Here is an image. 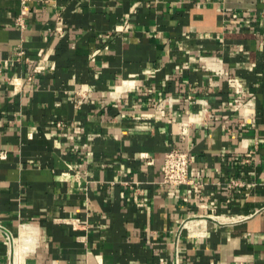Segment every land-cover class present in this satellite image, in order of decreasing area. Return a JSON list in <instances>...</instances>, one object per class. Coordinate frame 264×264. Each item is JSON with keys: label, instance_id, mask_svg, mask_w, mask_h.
Returning a JSON list of instances; mask_svg holds the SVG:
<instances>
[{"label": "crops", "instance_id": "0c3cea01", "mask_svg": "<svg viewBox=\"0 0 264 264\" xmlns=\"http://www.w3.org/2000/svg\"><path fill=\"white\" fill-rule=\"evenodd\" d=\"M21 11L0 0V264H264V0ZM174 146L196 193L163 183Z\"/></svg>", "mask_w": 264, "mask_h": 264}, {"label": "built area", "instance_id": "2783aa9c", "mask_svg": "<svg viewBox=\"0 0 264 264\" xmlns=\"http://www.w3.org/2000/svg\"><path fill=\"white\" fill-rule=\"evenodd\" d=\"M22 11L16 18V21L19 25L24 26L25 14L30 7L32 0H20ZM107 37H109L107 35ZM24 53V51H19V55ZM188 99L193 100L194 96L192 94L188 95ZM200 102L203 106L204 114L196 118L198 121H203L206 125L215 117L214 112L212 111L210 104L204 100L200 99ZM242 107V106H240ZM243 114L247 115L246 110H243ZM61 124V123H60ZM242 123L240 122V125ZM188 122H181V134L185 138L187 132ZM5 154L0 153V157H4ZM191 165L192 159L187 150L180 148L179 146H174L169 150L165 155V161L163 165V183L171 186H181L189 185L187 189V194L196 193L198 190L197 182L191 177ZM188 195L186 196V199ZM11 237L9 236V239ZM52 264H62V263H52Z\"/></svg>", "mask_w": 264, "mask_h": 264}]
</instances>
